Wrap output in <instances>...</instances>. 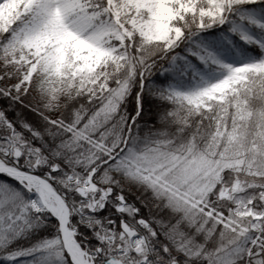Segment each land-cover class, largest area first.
Masks as SVG:
<instances>
[{
  "label": "snow or ice",
  "instance_id": "snow-or-ice-1",
  "mask_svg": "<svg viewBox=\"0 0 264 264\" xmlns=\"http://www.w3.org/2000/svg\"><path fill=\"white\" fill-rule=\"evenodd\" d=\"M0 264H264V0H0Z\"/></svg>",
  "mask_w": 264,
  "mask_h": 264
}]
</instances>
